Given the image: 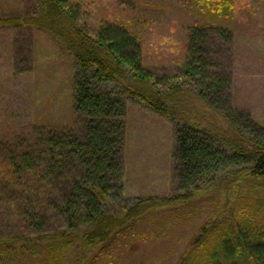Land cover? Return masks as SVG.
<instances>
[{
	"label": "trees",
	"instance_id": "obj_1",
	"mask_svg": "<svg viewBox=\"0 0 264 264\" xmlns=\"http://www.w3.org/2000/svg\"><path fill=\"white\" fill-rule=\"evenodd\" d=\"M82 1L36 0L34 12L0 17V26L25 25L50 34L72 57V110L81 124L37 128L32 144L19 138L0 148V209L8 205L21 225L44 231L51 217L43 204L49 202L66 222L52 238L44 233L19 242V235L0 236V264L20 262L25 253L34 255L29 264H65L73 246L88 251V261L114 264L119 247L114 243L128 235L142 238L136 227L150 220L151 212L165 208L179 216L207 194L212 201L217 196L212 211L173 264H264V127L248 116L241 124L242 114L231 104L230 77L208 56L206 29L217 26L192 24L180 69L158 73L143 64L141 38L132 25L103 20L92 34L80 16ZM195 1L211 16L226 19L237 4ZM128 100L175 124L177 191L136 195L115 213L104 204L114 186L124 188Z\"/></svg>",
	"mask_w": 264,
	"mask_h": 264
},
{
	"label": "rangeland",
	"instance_id": "obj_2",
	"mask_svg": "<svg viewBox=\"0 0 264 264\" xmlns=\"http://www.w3.org/2000/svg\"><path fill=\"white\" fill-rule=\"evenodd\" d=\"M235 1L232 19L211 16L195 0H83L85 10L80 16L92 34L103 20L132 25L141 38L143 64L164 74H173L184 62L192 24L214 23L218 29H206L205 47L209 58L217 60L218 69L230 77L231 104L242 114L241 124L248 116L264 127V0ZM36 8V0H0V17L23 16ZM35 31L24 25L0 26V148L19 138L30 145L36 129L44 126L73 129L81 125L72 110V57L50 34ZM106 88L114 89L111 84ZM123 138L124 188L114 186L104 207L121 213L123 205L136 195L176 192L175 124L145 104L128 100ZM35 196L33 192L31 197L38 202ZM216 197L213 201L209 194L196 197L193 210L184 209L179 216L165 208L155 209L150 220L136 227L144 234L142 238L128 235L111 244L119 246L114 248V264H173L211 213ZM43 205L51 217L44 231L21 225L8 205L0 209V236L19 235V242L44 233L52 238L66 222L60 210H50L49 202ZM42 239L39 241L44 243L46 239ZM87 252L71 247L65 264H106L102 259L88 261ZM19 259L9 264H29L34 255L20 254Z\"/></svg>",
	"mask_w": 264,
	"mask_h": 264
},
{
	"label": "crops",
	"instance_id": "obj_3",
	"mask_svg": "<svg viewBox=\"0 0 264 264\" xmlns=\"http://www.w3.org/2000/svg\"><path fill=\"white\" fill-rule=\"evenodd\" d=\"M22 26V25H21ZM25 26V25H24ZM25 27H27L28 29H30V30H36V31H39L40 32V34H41V32H43V31H41V30H39V29H36V28H32V27H29V26H25ZM35 31V32H36ZM40 34L38 35V36H40ZM35 39H37L38 41H40V39H38V38H35ZM42 42H45V39H43V40H41Z\"/></svg>",
	"mask_w": 264,
	"mask_h": 264
}]
</instances>
